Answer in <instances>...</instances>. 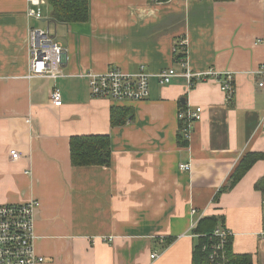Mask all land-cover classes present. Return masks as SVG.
I'll use <instances>...</instances> for the list:
<instances>
[{"label":"crops","instance_id":"crops-1","mask_svg":"<svg viewBox=\"0 0 264 264\" xmlns=\"http://www.w3.org/2000/svg\"><path fill=\"white\" fill-rule=\"evenodd\" d=\"M44 1L37 21L30 0H0V205L39 202L34 244L43 264H193L194 231L212 216L232 234L234 254L264 264V196L255 189L264 160L214 200L247 153H264V0H89L88 23L70 25L54 22ZM32 27L67 50L63 78L29 77ZM182 40L190 71L234 75L231 105L215 80L159 84L165 69L182 73L174 57ZM141 67L153 75L148 100L91 95L89 73ZM117 107L133 115L113 128ZM198 108L202 120L185 145L178 115ZM90 135L111 138L109 167L72 166L71 138Z\"/></svg>","mask_w":264,"mask_h":264},{"label":"built area","instance_id":"built-area-1","mask_svg":"<svg viewBox=\"0 0 264 264\" xmlns=\"http://www.w3.org/2000/svg\"><path fill=\"white\" fill-rule=\"evenodd\" d=\"M44 0H30L27 11L28 17L40 21L42 19L41 6ZM29 77L57 80L63 78L64 66L68 63L67 50L59 44L49 29L32 27L29 31ZM186 53V42L180 41L174 48V54ZM179 65L182 73L175 68L165 69L155 75L160 85L172 83L176 78H185L190 88L200 82L215 80L221 90L231 101L235 95V79L232 73H219L214 69L204 72H192L187 68L186 59H181ZM261 76L258 86L264 90V66L258 72ZM89 79L91 95L97 99L109 100L115 103L143 102L150 97V83L153 75L141 67L136 73L123 72L120 69H111L105 73L86 75ZM54 107L62 106V95L59 89L54 88L50 95ZM203 110H186L179 113L180 121L188 120L190 125L183 130L184 138L190 139L192 122L202 120ZM11 158L17 161L20 154L11 151ZM184 172L190 171V165H180ZM38 201L24 204L0 205V264H43L45 258L38 255L35 250V227L34 218L39 208ZM216 236L224 239L232 235L228 230L217 229ZM222 246H212L213 260ZM155 256H153L154 258Z\"/></svg>","mask_w":264,"mask_h":264},{"label":"trees","instance_id":"trees-1","mask_svg":"<svg viewBox=\"0 0 264 264\" xmlns=\"http://www.w3.org/2000/svg\"><path fill=\"white\" fill-rule=\"evenodd\" d=\"M213 1L220 3L232 2L233 0ZM48 3L52 10V19L56 23L70 25L84 24L89 21V0H48ZM174 57L175 61L179 62L183 58L187 59V53H180ZM233 99L228 102L229 105L232 104ZM132 115L133 111L131 109L123 107L113 108L111 111V126L113 128L124 126ZM191 124L195 123L192 122ZM189 125L190 122L188 120L180 121L179 136L185 145L189 140L184 138L183 130ZM70 148L73 167H109L111 165L112 142L108 135L72 137ZM263 160L264 153H247L232 173L227 185L222 187L216 194L215 202L218 201L222 194L231 191L254 164ZM255 189L264 196V177L256 183ZM222 220V218L212 216L203 218L198 223L194 232L200 238L194 246L193 264H254L251 255L234 254L232 235H228L224 239L215 235L217 229L226 230ZM171 242L169 240L168 244ZM212 246H222L213 260L211 259L213 254Z\"/></svg>","mask_w":264,"mask_h":264},{"label":"rangeland","instance_id":"rangeland-1","mask_svg":"<svg viewBox=\"0 0 264 264\" xmlns=\"http://www.w3.org/2000/svg\"><path fill=\"white\" fill-rule=\"evenodd\" d=\"M47 25H48L47 23H41L40 28H46ZM51 29H54V28H52V26H51Z\"/></svg>","mask_w":264,"mask_h":264}]
</instances>
